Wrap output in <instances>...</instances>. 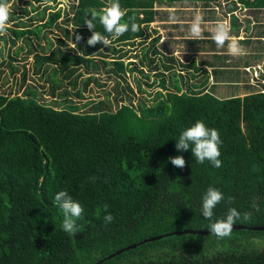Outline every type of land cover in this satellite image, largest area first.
Returning <instances> with one entry per match:
<instances>
[{"label":"trees","instance_id":"1","mask_svg":"<svg viewBox=\"0 0 264 264\" xmlns=\"http://www.w3.org/2000/svg\"><path fill=\"white\" fill-rule=\"evenodd\" d=\"M119 2L126 11L121 22L134 16L140 25L138 32L129 27L113 40L98 19L93 21L95 31L113 42L115 53L146 38L157 4L220 7L223 3L226 13L236 11V4L264 9V0ZM107 4L108 0H75L66 13L58 10L45 17L44 6L42 12L28 18H49L46 27L62 18L64 24L88 29L85 10L99 12ZM22 12L28 15L27 10ZM9 20L14 24L13 15ZM26 26L29 24L18 20L6 31L19 39L28 33ZM238 28L234 20L232 30ZM96 50L87 46L84 57L78 59L95 65L90 56ZM63 65L66 67V62ZM114 65L123 72L122 57L116 58ZM215 84L207 90L183 92L176 87V92L159 93L161 99L150 107L140 102L135 125L125 105L113 110L102 103H90L82 113L72 105H44L31 96L0 94V264H95L152 237L208 231L210 223L226 218L232 208L241 217L245 213L250 216L233 226L263 227L264 85L245 84L243 96L238 93L240 84L230 85L236 92L218 99L214 93L223 92ZM197 121L219 131L222 167H213L208 161L196 163L190 149L176 150L181 132ZM178 155L186 161L183 169L169 162V157ZM209 187L223 194L211 220L201 214ZM60 191L68 192L83 208L72 235L61 227L63 213L54 199ZM108 213L114 217L111 223L104 221ZM232 233L246 238L232 237L219 243L204 242L207 237L202 235L174 234L138 245L102 264H264V251L255 249V242L264 245V231ZM220 244L224 249H217ZM210 247L214 248L208 250Z\"/></svg>","mask_w":264,"mask_h":264},{"label":"crops","instance_id":"2","mask_svg":"<svg viewBox=\"0 0 264 264\" xmlns=\"http://www.w3.org/2000/svg\"><path fill=\"white\" fill-rule=\"evenodd\" d=\"M198 4L203 6L205 11L218 9L216 6L214 7L213 4L208 6H205L202 3ZM221 5L224 4L222 3ZM191 9L195 8H180L175 7V4L163 6L162 11H157L155 13L154 22L150 24L146 38L136 40L143 42L141 46L146 51V56H141V69L146 74L145 79H142L144 85L152 84L153 88L157 84L162 86L161 83L164 82L162 87L167 86L165 85L164 76H162L160 67L172 69L171 65L163 64L164 62L161 60L164 55H169L178 59V62L182 64L179 65V68H181L182 71L178 70V73L185 75V82L189 83V87L207 90L211 88L214 83H220V86L215 84L217 86L216 88H220L221 90L219 91L224 93L225 90H228L227 88L230 87V85L240 84V96H243L245 90L244 85L247 83L250 84V81L248 76L241 70V67H251V65H249L248 62H242V58L239 59V54L211 51L210 47L206 45V42H202L199 47L195 41L181 44L177 43V45L173 43L172 50L168 52L161 49V46H156L154 48L155 42L153 41H157L159 37L163 38L162 31L171 29L174 35L173 39H176V42L188 38L185 36L191 33L190 27L186 25V21L175 19V22H170V15H173V13L168 11L178 10L188 12ZM238 9L252 10L244 7L241 8V5H239L237 10ZM224 13L229 17L232 29L233 21H238L236 13L235 11L232 13ZM188 14L189 13H186L183 16L189 17ZM27 19L28 20L25 21V23L29 24V26H26L24 30H28V33L19 39H13L12 36L10 37V51L7 50V53L10 52L11 59L4 67L0 65V74H2L3 78L13 81L10 85V88L13 86V89L4 92L1 90L0 94H4L11 98H27L28 96H31L44 105H57L63 107L72 105L79 107V105L84 104L82 103V100L85 99L84 96L86 93L90 94L93 90L102 88L96 80L98 76L96 73L100 72L98 68L100 63L105 67H108L109 65L114 67L115 71L110 70L108 73L109 75H112L113 72L116 74L120 72V70H117V67L114 65V61L116 58H120L118 56L122 51L119 49L120 52L119 50L118 53L113 52L112 49L114 44L112 41L108 48L103 44H97L94 46V49L95 47L98 48V51L96 50L98 54L95 52L90 57L94 59L93 62L96 64L85 65V63L78 58L84 57L83 51L84 48L87 47V39L91 35L88 29L73 27L72 23L64 24L62 18L57 19L51 27H46V24L50 21L49 18ZM215 21L216 20L214 19L206 18L204 23H215ZM10 24L13 25L11 22ZM173 24L176 27L169 26ZM238 25L239 28L232 30L233 32L240 33L242 29L243 31H250V28H244L240 21H238ZM11 28L12 27H10V29ZM83 30L88 32L83 33ZM153 30H160V32L151 35ZM76 36H82L83 40L77 42L75 40ZM207 37L209 36H203V39H206ZM153 38H155V40H152ZM202 44L206 45V47H203ZM243 45L245 46L246 44ZM116 47L115 48L118 49L119 46ZM151 47L154 49H151ZM127 48H129V46H127ZM238 52H241V49H239ZM250 53L252 54L254 52H249L248 54ZM258 55L259 53L256 54V57H258ZM148 57L151 59H148ZM172 57H169L168 61L173 64L175 61ZM103 60H106L107 63L102 62ZM64 62H66V67L63 65ZM19 64H25V67L23 65L20 66ZM124 70L122 71L125 72ZM148 74L151 76L149 77ZM152 75L157 76L156 80ZM214 77L215 79L217 77L216 82ZM7 80L2 81L6 86L9 85ZM177 82H181V78L176 79L172 77L170 79V84L173 89L179 87L174 86ZM167 87L170 86L168 85ZM10 92L12 93L10 94ZM225 93L227 95L228 91ZM80 109H83V107L81 106Z\"/></svg>","mask_w":264,"mask_h":264},{"label":"rangeland","instance_id":"3","mask_svg":"<svg viewBox=\"0 0 264 264\" xmlns=\"http://www.w3.org/2000/svg\"><path fill=\"white\" fill-rule=\"evenodd\" d=\"M75 0H56L53 2L52 0H46L44 2L37 1V0H13L10 5V15L14 16V24L19 20L21 23H25L27 21L28 17L36 16L37 13L42 12L44 6H46L47 10H45V17L48 16L51 12H55L60 10L63 13H66L69 11L71 5H73ZM175 7L180 8H187L192 7L195 9H191L188 12L183 11H168L172 12L173 15H170L171 17H175V19L178 20H185L186 25L190 27L192 21L197 15H200L202 17V23H201V35L199 38L193 37L191 34H187L185 37H188L187 39L179 40L176 42V39H173V31L166 30L163 32V38L161 37H155L158 38L157 41H155L154 48L160 47L164 51H170L172 50L173 43L175 45L181 44V43H188V41H195L196 44L200 47L202 42H206L207 46L210 47L211 51L215 52H229V44H236L239 49H241V52H235L240 55L239 59L242 58V62H248L251 67H241V70L248 76L250 84L254 86L260 87V85H264V9L262 10H244V9H238L235 11L237 20L240 21V23L243 24L244 28L248 27L250 28V31H243V29L240 31V33L233 32L231 29V22L229 20V17L226 16L224 13V5H221L220 7L217 4H213L214 7L216 6L218 9H213L209 11H205V8L203 6L199 5L198 3H174ZM201 4V3H200ZM167 4H161L156 5L155 10L162 11V7L166 6ZM212 7V6H211ZM236 7H239V5L236 4ZM157 8V9H156ZM203 8V9H202ZM27 10V14H23L22 11ZM181 13V14H180ZM189 13V17L183 16L184 14ZM209 16V17H208ZM214 19L216 20L215 23H204L205 19ZM21 19V20H20ZM224 22L226 26L229 29V40L225 42V45L222 48H218L215 44V42L211 39V36L213 34V30L216 27L217 23ZM10 24V20L8 22L7 29H10V27L14 26ZM169 26H175L169 25ZM178 26V25H177ZM176 27V26H175ZM171 28V27H170ZM160 32V30L152 31L151 35H155V33ZM150 35V36H151ZM149 36V37H150ZM203 36H209L206 39H203ZM10 37L11 34L6 31L5 34L0 35V65L5 66L6 63H9V60L11 59L10 52L7 53V50L10 51ZM169 37V38H168ZM153 38L152 40H155ZM193 38V39H192ZM191 39V40H190ZM160 40V41H158ZM143 42L135 41L133 46H130L127 48V46H124L121 48L120 55L118 57H122V63H124V71L123 73H115L113 72L112 75H109L110 70H114V67L112 65H109L108 67L104 66L102 63L98 65V68L100 70L99 73H96L97 78L96 80L102 86V88H98L97 90H93L90 94H85V99L82 100L84 103L83 105H79V107H83L80 111L84 113L88 110L87 105L90 103H102L107 106H111L113 110H116V108H119L121 105H125V107H129L130 111L128 112L131 116L132 123L134 125L136 124V119L134 114L140 116V114L137 112V107L139 106V103H144L146 107H150L157 103V100H160L161 94H166L167 92H176V88L173 89L170 84V79L173 78H181V82H177L174 84V86H179V90L185 92L188 89H195L189 87V83L185 82V75L179 74V71H182L181 68H179V65H182L178 62V59H175L172 56L164 55L161 60H163V64L171 65L172 69H165L164 67H160V71L162 73V76H164L165 85H169L170 87H162L160 84H157L155 87L152 88V84H145L142 81V79H145L146 74L141 69V56H144L146 51L142 50ZM242 44V45H241ZM243 44H246L245 46ZM206 45L202 46L206 47ZM151 47V49H154ZM245 48V50H244ZM199 52V50H198ZM249 52H254L250 53ZM233 53V52H232ZM259 53L258 57H256V54ZM218 54V53H217ZM213 56L212 54H210ZM166 56V57H165ZM173 58L175 62L170 63L168 61V58ZM210 57V56H208ZM116 58V57H115ZM244 58V59H243ZM148 59H151L148 57ZM210 59V58H208ZM252 59V60H251ZM238 61V60H234ZM239 63V62H237ZM20 66H24L25 64H19ZM2 68V67H1ZM115 71V70H114ZM173 71V72H172ZM149 77L151 76L148 74ZM154 79L156 80V75H152ZM171 77V78H170ZM3 80H7L3 78L2 74H0V91L3 90L7 91L10 88V85L13 83L12 80H7L9 83V87L6 86L4 83H2ZM154 80V82H155ZM168 81V82H166ZM187 84V85H185ZM262 89H264V86ZM198 89V88H196ZM229 90L228 95L224 92L223 95L215 92L214 95L218 99H224L226 97H229L232 92H236V89L233 87H228ZM218 91V90H217ZM241 91H238L240 95ZM12 92H10L11 94ZM226 95V96H225ZM238 95V96H239ZM242 95V93H241ZM43 101H46L44 99H41ZM48 101V100H47ZM131 102V103H130ZM106 103V104H105ZM133 106H131V105ZM86 105V107H85ZM148 123V121H147ZM143 130V127L140 129ZM207 238L203 239L204 242H212V241H218L219 243L223 240L230 239L232 237L244 239L246 238L243 235H238L231 233L230 236L225 237L223 239H220L214 235L206 236ZM244 241V240H243ZM256 241V240H253ZM214 247L208 248V250H212ZM218 250L224 249L223 245L220 244V246L217 247ZM255 249L258 251H264V245L262 243L255 242ZM216 250V249H215Z\"/></svg>","mask_w":264,"mask_h":264},{"label":"clouds","instance_id":"4","mask_svg":"<svg viewBox=\"0 0 264 264\" xmlns=\"http://www.w3.org/2000/svg\"><path fill=\"white\" fill-rule=\"evenodd\" d=\"M11 5L8 0H0V35L5 34ZM126 15V11L122 10L119 0H108L107 6L103 7L99 12L95 9L85 10V22L91 36L87 39V46L94 47L97 44H103L105 47L110 46L111 40L108 36L102 35L95 31V24L93 21L99 20L106 33H108L114 40L129 31V27L133 33L140 30V25L135 22V17H129L128 22L122 23V19ZM170 22H175V17H170ZM202 17L197 15L190 25V33L193 37L199 38L201 35ZM211 39L215 42L218 48H222L225 42L229 40V29L224 22L217 23L213 30ZM77 42L83 40L82 36H76ZM229 50L233 53L238 51L236 44H229ZM222 143L219 131L215 128H209L203 121H197L195 124L183 130L176 140V150L178 152L191 150L196 163L203 164L205 161L211 163L213 167H222L220 144ZM169 162L176 168L183 169L186 166V161L183 156L178 155L169 157ZM94 179V178H93ZM55 202L59 205L63 220L61 227L69 235L77 231L76 221L81 218L83 213L82 206L74 201V199L66 191L58 192L55 197ZM223 200V194L213 188L209 187L203 196L201 214L205 219L211 220L214 213L213 209ZM107 211V207L105 208ZM114 217L111 213L104 216L105 223H111ZM243 219L247 221L250 219L249 214L245 213L243 217L235 209H229L226 218L217 220L208 225L210 235H214L220 239L228 237L233 231V225L237 220Z\"/></svg>","mask_w":264,"mask_h":264},{"label":"water","instance_id":"5","mask_svg":"<svg viewBox=\"0 0 264 264\" xmlns=\"http://www.w3.org/2000/svg\"><path fill=\"white\" fill-rule=\"evenodd\" d=\"M233 230H251V231H264V226L263 227H245V226H233ZM174 234H193V235H202V236H207V235H210V232L209 231H194V230H186V231H181V232H176V233H171V234H163V236H171V235H174ZM163 236H157V237H152L150 239H147V240H144L143 242L141 243H138V244H135V245H131L129 247H126L120 251H117L115 253H113L112 255L108 256L107 258L103 259V260H100L98 261L97 263L95 264H102L104 261L106 260H110L120 254H122L123 252H126V251H129V250H132V249H135L138 245H142L144 243H148V242H155V241H158L160 239L163 238Z\"/></svg>","mask_w":264,"mask_h":264}]
</instances>
